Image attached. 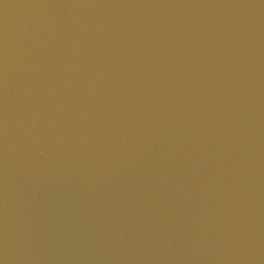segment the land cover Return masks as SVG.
<instances>
[{"label":"water","instance_id":"water-1","mask_svg":"<svg viewBox=\"0 0 264 264\" xmlns=\"http://www.w3.org/2000/svg\"><path fill=\"white\" fill-rule=\"evenodd\" d=\"M0 264H264V0H0Z\"/></svg>","mask_w":264,"mask_h":264}]
</instances>
